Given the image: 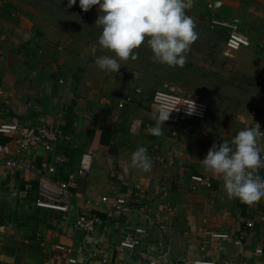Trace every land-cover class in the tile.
Returning <instances> with one entry per match:
<instances>
[{
  "label": "crops",
  "instance_id": "obj_1",
  "mask_svg": "<svg viewBox=\"0 0 264 264\" xmlns=\"http://www.w3.org/2000/svg\"><path fill=\"white\" fill-rule=\"evenodd\" d=\"M214 1L224 3L219 18L240 19L251 43L264 45V0L192 3L208 16L206 6ZM18 5L0 0V124L17 117L57 130L61 140L52 151L36 147L26 156L33 169L4 165L0 170V264H49L56 254L66 258L64 247L74 249L81 264H104V259L148 264L154 257L168 264H190L197 258L217 264H264V197L257 205L239 196L229 198L222 178L200 162L214 143H231L236 134L218 135L193 119L181 126L165 124L160 136L148 134L146 129L155 126L153 94L125 86L109 74L95 76L64 66L46 36L38 35L32 17L14 13ZM128 96L134 101L120 108ZM257 123L264 128V116L249 120L246 127ZM138 146L148 149L150 172L129 167ZM85 153L92 155V166L80 174ZM155 156L172 158L174 164L154 162ZM254 171L264 175L259 166ZM71 174H76L74 182ZM192 175L210 178L212 189L193 191ZM43 180L70 185L67 212L34 205ZM103 197L125 198L146 211L110 216L114 210L101 203ZM80 213L98 215L104 226L87 237L73 227ZM138 228L146 232L138 252L131 254L120 243ZM224 233L230 240L213 237ZM257 249L263 250L261 256H255Z\"/></svg>",
  "mask_w": 264,
  "mask_h": 264
},
{
  "label": "rangeland",
  "instance_id": "obj_2",
  "mask_svg": "<svg viewBox=\"0 0 264 264\" xmlns=\"http://www.w3.org/2000/svg\"><path fill=\"white\" fill-rule=\"evenodd\" d=\"M5 1L19 4L14 8L17 16L32 17L38 35L46 36L50 47L58 52L57 61L69 69L95 76L109 74L124 81L125 86H137L151 95L159 90L174 91L204 101L209 104L210 112L200 123L218 135H235L249 120L264 116V45L257 47L251 43L245 50L228 53L229 32L212 27L207 6L208 16L202 8H194L192 0H185L190 5L185 9L186 14L193 19L198 38L184 54L187 61L183 67L154 62L152 51L145 43L138 49L136 60L121 61L119 73H108L95 64L98 56L112 55L98 45L101 29L95 25L96 7L84 12L79 0L71 8L68 0ZM240 31L250 40V31L243 32L241 27Z\"/></svg>",
  "mask_w": 264,
  "mask_h": 264
},
{
  "label": "clouds",
  "instance_id": "obj_3",
  "mask_svg": "<svg viewBox=\"0 0 264 264\" xmlns=\"http://www.w3.org/2000/svg\"><path fill=\"white\" fill-rule=\"evenodd\" d=\"M77 0H68V7ZM185 0H79L82 11L98 10L95 25L101 29L98 45L112 55L95 59L103 72L119 73L121 61L136 60L138 49L145 43L152 51V59L168 67H183L184 55L197 40L195 23L185 9ZM187 105V104H185ZM187 115L195 111V102L187 105ZM173 111L161 107L151 119L155 126L146 129L153 136L162 135V127ZM264 128L260 123L247 126L233 137L231 143L213 144L201 164L206 171L219 176L229 198L239 196L249 203L264 197V175L254 171L264 164ZM130 168L150 172L152 160L145 146H138L130 156Z\"/></svg>",
  "mask_w": 264,
  "mask_h": 264
},
{
  "label": "built area",
  "instance_id": "obj_4",
  "mask_svg": "<svg viewBox=\"0 0 264 264\" xmlns=\"http://www.w3.org/2000/svg\"><path fill=\"white\" fill-rule=\"evenodd\" d=\"M224 3L222 1H214L207 5L208 11L211 13V23L213 28L226 29L229 32V38L226 42V49L228 53H234L241 51L243 48L251 46V41L244 36L241 31V21L238 18L231 20H222L219 18V11L223 8ZM137 92H140L138 90ZM133 97L128 96L119 107L123 108L125 104L132 103ZM192 101L195 102V111L192 115H187L188 106L192 105ZM153 103L156 111L161 107L166 108L168 111H173L170 119L165 124L181 126L184 125L189 119L204 121L210 112V106L208 103L200 100H195L190 97L178 94L174 91L159 90L153 95ZM187 104V105H185ZM174 135H178L177 131L173 132ZM14 136L15 139L11 143H5L2 141L3 137ZM60 134L57 130L39 124H31L25 120H21L17 117L12 121L0 124V170L4 165L10 166L13 169H33L35 168L32 163H29L26 157L34 148L42 147L47 151H52L60 143ZM264 139H261L263 145ZM92 155L85 153L80 163V174H84L91 169ZM154 162L160 163L165 166H171L174 164V159L164 158L161 156L153 157ZM264 171V164L259 165ZM50 173L54 172V168L49 169ZM76 174H71L70 179L75 181ZM213 181L202 175L191 176V188L193 191L202 189H212ZM70 185L57 182L51 183L48 180L42 181V186L39 191V198L34 202V205L39 209H51L56 211L67 212L69 209V199L71 197L69 193ZM164 196H168V192L165 187ZM102 204H106L111 207L112 211L110 216L117 214L129 215L132 211L142 213L146 211V208L141 206L137 209L134 208L131 203L125 198H117L115 201H110L108 197H103ZM257 205L259 199L251 202ZM264 221V215L260 217ZM250 227L254 226L253 222H248ZM98 226H104V221L96 214H81L78 215L73 223V227L76 231L84 233L87 237L93 235ZM145 230L142 228L135 229L131 235L127 236L121 243L120 247L127 250L131 254H136L138 249L142 245V236L145 234ZM213 237L220 239H229L231 235L228 233L214 234ZM236 246L241 247L242 242L240 240L234 241ZM206 248L204 247L203 250ZM240 252H242L240 250ZM63 253L66 258L63 260V255L56 254L49 264H81L79 258L75 254V250L69 247L63 248ZM263 254L262 249H257L255 256H261ZM148 264H168L165 259L157 257L147 260ZM104 264H111L107 259L102 261ZM190 264H217L216 261L193 259ZM243 264H255L251 262H244Z\"/></svg>",
  "mask_w": 264,
  "mask_h": 264
}]
</instances>
